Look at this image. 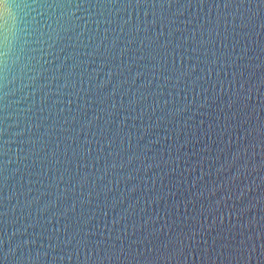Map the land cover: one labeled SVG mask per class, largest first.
<instances>
[{
  "label": "water",
  "instance_id": "1",
  "mask_svg": "<svg viewBox=\"0 0 264 264\" xmlns=\"http://www.w3.org/2000/svg\"><path fill=\"white\" fill-rule=\"evenodd\" d=\"M0 264H264V0H11Z\"/></svg>",
  "mask_w": 264,
  "mask_h": 264
},
{
  "label": "snow or ice",
  "instance_id": "2",
  "mask_svg": "<svg viewBox=\"0 0 264 264\" xmlns=\"http://www.w3.org/2000/svg\"><path fill=\"white\" fill-rule=\"evenodd\" d=\"M9 3H11V0H0V20L3 19V10Z\"/></svg>",
  "mask_w": 264,
  "mask_h": 264
}]
</instances>
